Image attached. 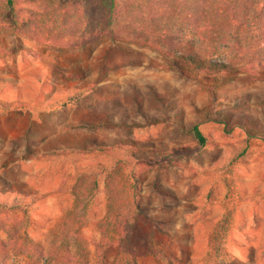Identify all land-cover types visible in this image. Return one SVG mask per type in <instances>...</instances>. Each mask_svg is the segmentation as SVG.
<instances>
[{
  "label": "rangeland",
  "instance_id": "1",
  "mask_svg": "<svg viewBox=\"0 0 264 264\" xmlns=\"http://www.w3.org/2000/svg\"><path fill=\"white\" fill-rule=\"evenodd\" d=\"M3 27L0 201L28 206L25 215L9 216L27 219L22 232L43 242L71 205L72 175L118 164L120 202L139 207L130 234L138 264H160L146 240L170 264H264V141L245 133L264 139V77L201 85L164 70L161 57L147 48L102 41L57 50ZM48 63L80 77H56ZM193 127L214 146L201 148ZM127 147L140 149L136 156L149 162L146 147H176L179 163L196 173L153 168L136 176L132 190L125 176L137 171L138 162ZM105 204L100 182L80 228L91 264L100 238L94 223L104 217ZM223 219L228 228L218 244L221 255L207 257L210 235ZM114 256V248L107 250L106 263ZM3 264L29 263L9 256Z\"/></svg>",
  "mask_w": 264,
  "mask_h": 264
},
{
  "label": "trees",
  "instance_id": "2",
  "mask_svg": "<svg viewBox=\"0 0 264 264\" xmlns=\"http://www.w3.org/2000/svg\"><path fill=\"white\" fill-rule=\"evenodd\" d=\"M0 25L17 37L57 50L93 48L102 41L134 45L157 53L161 67L209 86H219L242 76L251 81L264 77V0H0ZM29 4V5H28ZM8 14V16H7ZM56 77L76 80L77 73L65 72L47 64ZM248 140L261 139L246 130ZM192 134L201 148L214 146L196 127ZM149 162L136 156L140 149L125 148L135 159L137 171L125 176L135 189L136 176L153 168L178 166L190 173L192 167L179 163L176 147L145 148ZM144 149V150H145ZM99 151L102 149L99 148ZM141 152V151H140ZM158 158V160H157ZM120 167H96L74 173L69 192L71 205L45 235L43 242L31 240L22 232L28 206L19 199L0 201V264L19 257L29 264H91L90 251L80 235L94 194L103 184L105 215L94 223L99 240L93 244L94 264H107L104 253L114 248L111 264H138L130 245L132 222L139 207L133 201L120 202L123 184ZM102 175V180L96 175ZM231 190L228 181H224ZM223 219L210 235L207 257L221 255L218 246L227 231ZM150 255L160 264L170 258L145 242Z\"/></svg>",
  "mask_w": 264,
  "mask_h": 264
}]
</instances>
